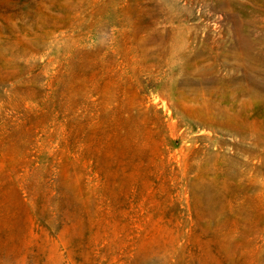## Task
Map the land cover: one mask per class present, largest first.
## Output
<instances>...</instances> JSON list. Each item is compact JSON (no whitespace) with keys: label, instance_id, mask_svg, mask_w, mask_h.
I'll list each match as a JSON object with an SVG mask.
<instances>
[{"label":"rangeland","instance_id":"1","mask_svg":"<svg viewBox=\"0 0 264 264\" xmlns=\"http://www.w3.org/2000/svg\"><path fill=\"white\" fill-rule=\"evenodd\" d=\"M0 264H264V0H0Z\"/></svg>","mask_w":264,"mask_h":264}]
</instances>
